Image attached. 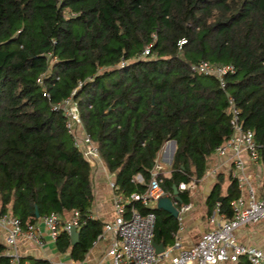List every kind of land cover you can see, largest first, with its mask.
<instances>
[{
    "label": "trees",
    "instance_id": "trees-1",
    "mask_svg": "<svg viewBox=\"0 0 264 264\" xmlns=\"http://www.w3.org/2000/svg\"><path fill=\"white\" fill-rule=\"evenodd\" d=\"M200 62L233 67L224 91L215 78L191 72ZM226 95L264 167V0H0V215L25 225L51 213L64 224L76 214L77 243L66 233L54 243L83 261L104 223L92 217L93 170L54 107L67 99L76 106L124 198L145 192L164 145L174 141L169 175L157 174L173 200V186H197L231 136ZM223 183L218 174L206 218L215 209L232 218L237 183ZM191 193L178 192V211ZM132 210L154 213V244L173 242L177 218L133 202L125 219ZM7 252L0 240V264H12Z\"/></svg>",
    "mask_w": 264,
    "mask_h": 264
},
{
    "label": "built area",
    "instance_id": "built-area-1",
    "mask_svg": "<svg viewBox=\"0 0 264 264\" xmlns=\"http://www.w3.org/2000/svg\"><path fill=\"white\" fill-rule=\"evenodd\" d=\"M147 53L146 49L145 54ZM190 70L195 74L215 78L219 88L223 91L225 90L224 78L234 71L231 65L213 66L205 62L192 65ZM226 98L232 134L223 145L215 149L214 154L220 158L231 155L232 178L240 190L246 187V197L240 196L231 203L232 218L226 219L220 216L221 220H218L216 215L211 216L209 222L214 227L203 233L195 245L184 248L176 239L169 248L156 254L152 241L155 225L154 213L149 212L142 216L136 210H132L130 218H124L126 205L139 202L142 206L148 207L165 197L160 186L161 181L157 177L159 168L156 165L144 193L131 194L128 198L120 195L114 197V218L104 223L102 234L92 242L94 245L103 238L104 234H110V244L105 254L108 264H225L236 263L241 257L246 258L250 264H264L263 250L255 246L244 245L235 236L236 230L241 226L255 225L264 221V196L256 193L250 182L252 176L247 173L243 159V154H245L252 163L259 162V149L254 141V135L251 130L241 125L240 110L236 108L233 98L229 95H226ZM54 109L63 110L67 118V128L76 135V145L82 147L87 163L90 167H94L99 161L98 150L90 136L82 130L76 106L71 103L70 99H67ZM136 180L141 182L142 179L138 176ZM110 188L114 190V182L110 183ZM195 189L196 185L193 182L181 183L178 187V191H194ZM188 209L189 206H182L179 214ZM217 212L219 213L218 210ZM39 222L45 236L36 223L27 222L22 225L16 217L0 215V233L4 235V244L8 249L7 255L11 258L12 264H29L18 250L21 242L43 248L46 238L50 242H55L61 233L69 236L73 226L77 229L76 214L71 221L64 224L60 223L53 213L43 216ZM174 253H176L175 256L172 255Z\"/></svg>",
    "mask_w": 264,
    "mask_h": 264
},
{
    "label": "crops",
    "instance_id": "crops-1",
    "mask_svg": "<svg viewBox=\"0 0 264 264\" xmlns=\"http://www.w3.org/2000/svg\"><path fill=\"white\" fill-rule=\"evenodd\" d=\"M175 150V142L169 141L164 145L162 152L160 153L157 161V167L159 168L158 172L162 171L164 176L169 175L168 166L172 161ZM243 159L246 165L247 173L251 174L252 176L250 182L255 188L256 193L259 196H264L263 165H261L260 163H252L245 154H243ZM167 163L169 164L168 166L163 165ZM91 168L94 173L93 177L95 191L92 217L95 219H99L103 223H105L109 220H112L115 215L113 210V200L116 194L110 188V183L114 182V178L108 173V170L100 161V159L96 163V165ZM218 174L222 175L224 179L223 186L224 188H226L228 185V178H232L233 174V162L230 154L223 158H220L215 154L213 155L212 160H210L207 165L205 174L199 180L196 189L192 191L189 203L185 205L189 206V209L178 215L177 219L179 222V229L176 236L174 237L173 242L178 239L184 248H190L197 243L203 233L211 230L214 227V225L209 222V218L211 216L216 215V218L218 220H221L220 216H224V218H226L224 214H220V212H217L218 209H215L210 217L206 218L205 216L206 201L210 196L213 185L215 183V177ZM238 191V197H246L245 186L241 190L238 188ZM155 207L156 204H151L150 206H148V208ZM36 224L39 226L40 230L45 236L41 223L38 221L36 222ZM251 225L254 224H248L238 228L235 232L236 239L244 245L255 246L258 249L264 251V221H261L260 223L255 224L252 227ZM3 238V233H0V240L2 243H4ZM110 239V234H104L102 239L98 240L94 245L91 246L84 260L81 262H76L70 259L67 252H59L55 247V243L50 242L47 238L46 244L43 248H37L36 246L31 245L27 242H21L19 244L18 250L23 255L24 259L27 257H32L35 259L46 260L50 264H108V260L105 254L107 248L109 247ZM173 242L163 248H169L173 244ZM175 254L176 253L172 255L175 256Z\"/></svg>",
    "mask_w": 264,
    "mask_h": 264
},
{
    "label": "water",
    "instance_id": "water-1",
    "mask_svg": "<svg viewBox=\"0 0 264 264\" xmlns=\"http://www.w3.org/2000/svg\"><path fill=\"white\" fill-rule=\"evenodd\" d=\"M173 196H174V200H171L169 197H163L161 199H159L156 203V209L159 210H163L165 212H167L168 214H170L173 218H178L179 215V211L176 209L175 204L176 203H180V199L178 197V189L176 186H173ZM221 200V198L219 199V201ZM36 218H38V214L35 213ZM70 243L71 245H75L78 241V232L76 227H72L71 231H70ZM154 250L156 254H160L163 252V246L161 245H156L153 244Z\"/></svg>",
    "mask_w": 264,
    "mask_h": 264
},
{
    "label": "rangeland",
    "instance_id": "rangeland-1",
    "mask_svg": "<svg viewBox=\"0 0 264 264\" xmlns=\"http://www.w3.org/2000/svg\"><path fill=\"white\" fill-rule=\"evenodd\" d=\"M163 165H166V166H168L169 164L167 163V164H163ZM252 226H254V225H251V227H252ZM228 264H230V263H228Z\"/></svg>",
    "mask_w": 264,
    "mask_h": 264
}]
</instances>
